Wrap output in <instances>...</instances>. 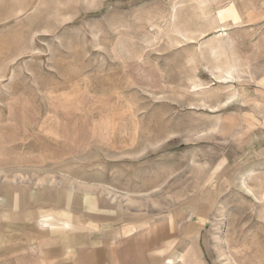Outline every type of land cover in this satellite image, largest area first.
<instances>
[{"label":"rangeland","instance_id":"obj_1","mask_svg":"<svg viewBox=\"0 0 264 264\" xmlns=\"http://www.w3.org/2000/svg\"><path fill=\"white\" fill-rule=\"evenodd\" d=\"M180 259L264 264V0H0V264Z\"/></svg>","mask_w":264,"mask_h":264},{"label":"crops","instance_id":"obj_2","mask_svg":"<svg viewBox=\"0 0 264 264\" xmlns=\"http://www.w3.org/2000/svg\"><path fill=\"white\" fill-rule=\"evenodd\" d=\"M66 228L67 227H69V224H67L66 223ZM60 236H62V235H60ZM86 259V258H85ZM82 260V259H81ZM100 261H102V260H97V261H95V264H100L101 262ZM181 261V259L180 260H178V261H176L178 264H180L179 262ZM84 263H86V261L84 262ZM177 263H175V261L174 260H169V262H167V264H177Z\"/></svg>","mask_w":264,"mask_h":264}]
</instances>
